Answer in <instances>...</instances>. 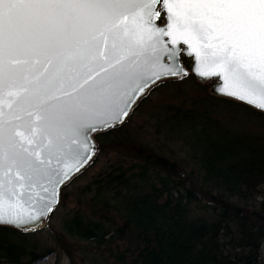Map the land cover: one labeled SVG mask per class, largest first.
Masks as SVG:
<instances>
[{"label": "snow or ice", "instance_id": "snow-or-ice-1", "mask_svg": "<svg viewBox=\"0 0 264 264\" xmlns=\"http://www.w3.org/2000/svg\"><path fill=\"white\" fill-rule=\"evenodd\" d=\"M181 43L195 74L223 79L213 91L264 114V0H0V225L27 232L51 211L92 154L89 131L181 72Z\"/></svg>", "mask_w": 264, "mask_h": 264}, {"label": "trees", "instance_id": "trees-1", "mask_svg": "<svg viewBox=\"0 0 264 264\" xmlns=\"http://www.w3.org/2000/svg\"><path fill=\"white\" fill-rule=\"evenodd\" d=\"M181 60L185 75L94 134L95 154L73 177L94 172L57 225L51 215L31 232L0 225V264L50 253L55 264H264V114L211 95Z\"/></svg>", "mask_w": 264, "mask_h": 264}, {"label": "water", "instance_id": "water-1", "mask_svg": "<svg viewBox=\"0 0 264 264\" xmlns=\"http://www.w3.org/2000/svg\"><path fill=\"white\" fill-rule=\"evenodd\" d=\"M157 11H161V8L160 6L158 5L157 6ZM163 13V12H162ZM163 15H165V13H163ZM156 25L157 26H161V23L158 22V20L155 21ZM167 39V38H166ZM179 49L181 50L180 52V59L177 61L178 65H179V68L182 69L181 72H179L177 75H168V76H164V77H161L160 79H157L154 83L150 84L148 86V88H145L144 92L141 93L140 95L137 96V98L135 99L134 103H132L131 107L129 108V111H128V114L130 113V111L132 110V108L135 106V104L138 102V100L147 92V90L153 86L154 84H156L157 82L163 80V79H167V78H180L182 77L183 75H185L187 73V68L185 67V65L183 64L182 60H181V57L182 56H185V57H188L191 59V67H190V73L194 75V77L198 80V81H201V82H204V78L202 77H199L197 74H195L193 72V62L195 60V56L192 55V56H188V55H185V52H186V49H187V46L184 45L183 43L179 44L178 45ZM165 63H168L167 61V58H165ZM209 80H214V83L215 82H219L221 84V86L223 85V79L221 77H218V76H213L211 78L208 79ZM214 83L210 86L209 88V93L211 95H214V96H223V97H227V98H230V99H234V100H237L236 98L232 97V96H225L223 93H218L217 91H213V87H214ZM237 101H240L242 103H245L247 104L245 101L243 100H237ZM251 107L254 108L253 105L251 104H247ZM127 114V116H128ZM127 116L123 119V122L125 121V119L127 118ZM122 122V123H123ZM121 124V123H120ZM113 127V126H112ZM110 127H102V128H98L97 130L95 131H89L88 133V136H89V139L91 141V144L93 145V151H92V154L90 156L89 159H87L82 166L79 167V170L78 171H74L70 177L64 181V183H62L61 185L58 186V189H57V202L54 203L52 205V209L51 211L54 209V207L58 204L59 202V197H60V189L61 187L68 181L70 180L75 174H77L79 171H81L93 158L94 154H95V151H96V141H95V138H94V134L98 131H102V130H105V129H108ZM18 190H22V189H18ZM33 192L34 193H38L40 195H44V193L42 192L41 188L40 187H36L35 189H33ZM12 204L13 207L16 209V210H19V211H23L25 213L29 212L30 209L28 208L27 204L19 197H17L14 201H10L9 198L7 196L4 197V201H3V204H4V208L5 210H7V207L9 204ZM37 207H39V205H37ZM51 211H48V212H45L42 216L39 217V219L33 221V222H30L26 225H24V227H27L28 228V231L27 232H31V231H35V230H38V229H41L43 227L46 226L47 224V219L51 213ZM7 226H11V227H14L17 229L16 226L14 225H7ZM24 232V231H23Z\"/></svg>", "mask_w": 264, "mask_h": 264}, {"label": "rangeland", "instance_id": "rangeland-1", "mask_svg": "<svg viewBox=\"0 0 264 264\" xmlns=\"http://www.w3.org/2000/svg\"><path fill=\"white\" fill-rule=\"evenodd\" d=\"M161 15L163 16V13L162 12H161ZM158 22L161 23L160 20H158ZM188 59H189V61H191L190 58H188ZM190 67H191V64H190ZM204 82H206V81H204ZM209 83H210L209 86H211L214 83V80H209ZM92 172H94V170H92V169L87 170L80 177H78V178L77 177H73V178H71V180H68V182L63 185L62 192L69 193L70 194V197H69V200L67 201V203L64 206H61L60 204H57L54 207V209L51 211V213H50L51 216H50V219L49 220H50V223L52 225H57L58 220L60 219V217L69 208H71V207H73L75 205V203H76L75 196H74V193L76 191L75 188L78 187L79 185H82L83 182H84V180H86ZM263 189H264V186H263ZM262 253H263V256H264V248H263ZM55 261H56V255H55V253H50V254H48V255L40 258L39 260H37L33 264H55ZM61 264H68L67 258L64 257L62 259V261H61Z\"/></svg>", "mask_w": 264, "mask_h": 264}]
</instances>
